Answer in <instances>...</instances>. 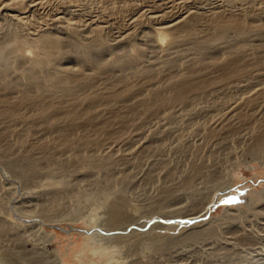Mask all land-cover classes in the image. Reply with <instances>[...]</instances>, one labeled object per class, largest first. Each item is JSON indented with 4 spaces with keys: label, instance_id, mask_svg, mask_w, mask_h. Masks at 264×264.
Returning a JSON list of instances; mask_svg holds the SVG:
<instances>
[{
    "label": "rangeland",
    "instance_id": "374dc122",
    "mask_svg": "<svg viewBox=\"0 0 264 264\" xmlns=\"http://www.w3.org/2000/svg\"><path fill=\"white\" fill-rule=\"evenodd\" d=\"M4 1L0 0V5ZM159 1H162L161 4ZM29 2L32 5L38 4V9L34 8L28 13L27 26L19 29L23 36L32 38L45 31H52L66 39L71 34L75 35L78 42L86 45L105 44V48L119 46L120 50L116 54L109 51L104 53V60L110 64L109 71L96 75L94 81L103 87L125 72L128 79L117 88L122 89L127 83L134 86L136 92L111 106L97 109L91 121L76 132V135L87 134L103 140L96 150L99 155L109 154L112 158L120 159L113 169L105 174L101 172L100 179L96 180L91 175L83 179L85 169L81 164L71 169L55 167L52 174L73 183L74 191L63 193L53 202L46 197L53 186H47L45 169L35 179L24 181L0 163V218L28 225L27 230H18L19 227H16L19 240L15 245H23L27 252L35 251L38 255V249L43 246L42 236L36 227L31 228L29 225L42 223L47 233L54 237L53 245L47 248L59 249L68 264H110L111 254L92 252L94 245L86 234L90 226L83 220L75 223L69 221L68 214L74 219L93 211L103 216V192L105 189L112 191L120 188L125 190L133 204H139L142 213L137 216L141 217L150 212L161 185L174 186L182 177L190 174L195 165L205 163L216 166L222 178L221 185H215L214 188L220 187L219 190L227 192L198 219L174 216L164 218L157 215L149 219V224L143 229L145 233L158 223L165 228L155 226L151 230L152 234L141 236L139 231L138 234L122 239L115 248L116 259L120 264H264V198L261 197L264 195V151H253L257 137H264V29L259 28L264 25V0ZM151 12L158 15L157 20L151 18ZM215 13L252 17L255 31L247 40L242 41L236 38L235 31H229L233 45L244 46L237 51L236 58L244 64L247 72L229 81L213 83L204 91L190 95L186 102L170 101L157 111H145L138 104L139 100L148 98L155 91L171 95L169 85L173 76L190 74L193 75V82L198 84L202 80L219 79L224 75L222 65L210 63L208 56L221 55L229 46L223 41L216 42L217 33L211 26ZM179 16H183L180 22L197 16L198 22L194 23L197 24L194 25L197 35L182 43L167 42L158 47L154 34L167 27L168 23L172 24ZM12 24L11 18L0 15V45L10 40L8 32ZM128 33H131L129 37H125ZM197 40L206 41L208 49L198 48L195 44ZM130 43H136L141 48L142 57L139 61L134 58L135 51L130 48ZM213 43H216L215 46ZM226 58L229 60L230 57ZM117 60L121 63H115ZM62 64L80 70L81 73H94L77 53L68 55ZM138 67H145L148 72L136 75L134 70ZM105 123L115 130L124 125L127 129L115 138H108L102 129ZM23 124L17 127L23 129L26 126ZM36 128L30 135L33 140L51 141L58 133L56 129L47 131L42 126ZM220 128L221 134L214 136L212 129ZM12 140H16V137H12ZM53 152L56 158L65 162L72 155L71 151L59 147H54ZM87 153L90 150L83 149V154ZM121 174L127 176L129 184L121 180ZM108 176L115 178L107 180ZM230 181L233 182L229 186L231 190H228ZM88 195L96 198L93 205L85 202L84 198ZM183 201V198H176L168 210L189 204V201ZM88 206L93 207V210L90 211ZM46 207H50L55 216V219L52 216L54 223L48 224L43 214L38 212L34 214L35 217L28 216L30 210L41 211ZM143 217L142 222L145 220ZM2 236L0 264H26L5 253L7 247L14 246V241H10L9 236Z\"/></svg>",
    "mask_w": 264,
    "mask_h": 264
},
{
    "label": "bare ground",
    "instance_id": "6f19581e",
    "mask_svg": "<svg viewBox=\"0 0 264 264\" xmlns=\"http://www.w3.org/2000/svg\"><path fill=\"white\" fill-rule=\"evenodd\" d=\"M37 6L38 4L32 5L29 0H5L0 5V15L11 18L13 22L8 32V35L11 36L10 40L0 45V163H3L16 177L24 181L33 180L46 170L47 186H53V189L46 193V197L55 202L63 193H69L74 189L73 183L70 181L66 182L56 177L54 173L52 174L55 167L71 169L81 164L82 168L85 169L82 174L83 179L91 175L98 180L101 178V172L105 174V172L110 171L117 165L120 159L112 158L109 154H106V156L99 155L96 152L102 145L103 140L95 139L87 134L76 135V132L84 127L85 123L91 121V117H93L97 109L105 105L111 106L115 102L133 96L136 88L129 86L127 83L124 88H117L127 81L128 76L125 72L116 77L114 81L109 80L111 79L109 75L107 80L110 82L103 87H100L94 81L96 75L109 71L110 64L104 60V53L109 51L111 54H116L120 50L119 46L105 48L103 47L105 44H102L103 46L101 44L86 45L78 42L75 35L71 34L66 39L52 31H45L32 38L23 36L19 29L27 26V15L34 8L36 9ZM151 13V18L156 19L158 17V15H154L155 13ZM213 16L214 21H212L211 26L217 33L216 42L223 41L228 43L229 46L221 55L211 54L208 56L210 63L216 66L222 65L225 70L224 75L219 79L202 80L198 84L193 82V75L190 74L173 76L169 85L171 95L166 96L163 93H159L160 91H155L148 98L139 100L140 103L138 104L145 111H157L170 101L174 103L186 102L190 95L204 91L213 83L229 81L247 72L244 64L238 62L239 59L236 58L237 51L244 46L233 45L229 31H235L236 38H240L242 41L247 40L252 31H255L253 27L254 21L251 20L252 17L250 19L246 15L241 16L239 14L224 16L219 13H215ZM182 17L179 16L172 24L168 23L167 27L161 28L154 34L158 47L163 46L167 42L172 44L182 43L197 35V29L194 26L197 25L194 23L198 22L197 16L188 17L180 22ZM259 28L264 29V25L259 26ZM130 34H125V37H129ZM195 44L203 50H207L209 46L204 40H197ZM215 44L213 43L212 45L215 46ZM129 45L132 51H135L134 58L139 61L142 57L141 48L136 43H130ZM72 53L79 54L90 65L94 73L85 74L81 73L80 70L64 66L62 61ZM227 56L230 57L229 60L226 58ZM225 58L227 60L222 61ZM115 63L121 62L117 60ZM147 72L148 69L145 67H138L134 70L136 75L146 74ZM83 106L85 107L82 110L83 113H81ZM20 123H24L26 125L25 128L19 129L17 125ZM37 126H42L47 131L56 129L58 133L51 141L33 140L30 135L34 129H37ZM94 128H98V126H94ZM102 129L108 138H115L114 136H118L117 134L125 131L127 127L124 125L121 129L119 128L120 130H115L108 123H105ZM221 130V128L212 129V134L214 136L219 135ZM12 137H16V140H12ZM54 147L71 151L70 159L65 162L63 159L56 158L53 152ZM83 149L90 150V153L83 154ZM253 151L256 153L264 151L263 136L259 135L257 137V145ZM220 177L219 171L214 165L205 163L195 165L191 173L182 177L181 181L176 185H161L158 196H155L153 200L150 212L141 216L145 218L143 222L141 217L137 216L142 213L139 204H133L127 197L125 190L120 188L112 191L105 189L103 192L101 198V206L105 209L103 216H100L97 211H93V213L88 215H79L77 219L68 214L67 218L70 217L69 221H74V223L85 221L86 225L90 226L86 234L94 245L92 252L96 254L109 253L111 254L110 264H120L115 257V248L119 241L138 234L139 231L141 236L149 234L155 226L165 228L158 223L151 227L147 231L148 233L143 231L149 224L148 220L154 216L157 215L164 218L174 216L189 220L202 217L203 213L207 212L215 204L214 202L227 192V190H219L221 189L220 187L214 188L215 185H221L222 178ZM114 178L106 177L107 180ZM121 180L127 184L130 183L127 176H122V174ZM232 182L228 183V190ZM178 197L183 198V202L189 201V204H185L178 209L168 210L170 203ZM261 197L264 198V195H261ZM84 199H86L85 202H89V205H93L92 203L96 201L93 195H88ZM79 206L77 208L80 210ZM88 208H91V206H88ZM92 208L90 211L93 210ZM37 212L43 214L47 223H51L55 219L50 207L43 208L41 211L30 210L28 216L35 217L34 214ZM72 215L75 216V214ZM52 216L54 219H52ZM1 218L0 238L3 237L2 235L9 236V240L14 241L13 247L5 249V253L8 256L15 257L20 261L26 262V264H68L59 249L51 250L47 248L50 244L53 245L54 237L47 233L42 223L34 225L31 223L32 225H29L32 226L31 228L36 227L38 234L42 236L43 246L42 249H38L39 252L36 255L35 251L27 252L23 245H15V243L18 244L19 240L18 230L21 228L27 230L28 225L13 220L9 222V220H2ZM62 220L65 219L63 218ZM16 227H19L18 230ZM130 230L131 232L128 234L127 232ZM101 231L109 235L105 236ZM248 240L251 239L248 238ZM37 244L39 245V243ZM160 248H164L162 244H160Z\"/></svg>",
    "mask_w": 264,
    "mask_h": 264
},
{
    "label": "snow or ice",
    "instance_id": "6c2138e0",
    "mask_svg": "<svg viewBox=\"0 0 264 264\" xmlns=\"http://www.w3.org/2000/svg\"><path fill=\"white\" fill-rule=\"evenodd\" d=\"M225 202H230V201H225Z\"/></svg>",
    "mask_w": 264,
    "mask_h": 264
}]
</instances>
